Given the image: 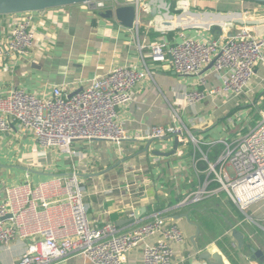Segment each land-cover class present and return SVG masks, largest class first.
<instances>
[{
    "label": "crops",
    "instance_id": "obj_1",
    "mask_svg": "<svg viewBox=\"0 0 264 264\" xmlns=\"http://www.w3.org/2000/svg\"><path fill=\"white\" fill-rule=\"evenodd\" d=\"M145 14L146 19L128 29L117 21L92 15L79 5L36 13V45L30 56L18 61L12 73L0 71V93L24 88L48 96L53 88L59 87L71 96L117 67L132 66L149 72V76L135 87L133 100L118 109L119 120L131 135H145L154 126L170 124L173 110H178L182 123L202 143L201 160L203 153L211 154L217 145H222L212 147L208 145L210 142L234 141L244 134L243 129L250 130L252 110L260 118L264 112V63L258 65L244 96L211 97L191 109L186 106V92L220 86L212 66L203 70L207 84L201 86L197 76H180L170 63H154L144 46L160 40L177 43L182 34L218 39L243 27H250L256 36L263 37L264 5L247 11L244 1L180 0L172 11L176 17L172 29L165 27L161 16ZM17 18L19 15L0 16V40ZM241 20L249 21L250 25ZM239 107L240 111L231 116V111ZM243 116L245 122L234 123L233 119ZM147 144L143 140L120 145L78 141L73 149L80 156H68L67 166H59L61 159L56 162L49 156L52 165L47 162L42 165L51 168L33 173L41 166L33 155L42 149L33 136L13 125L10 132L0 135V200L5 199L8 188L23 186L28 175L37 185L76 172L87 188L86 206L92 223L113 222L121 231H128L137 223L150 220L154 213H161L184 234L185 242L172 244L178 263L208 264L199 259L208 250L222 255L225 264H232L219 245L227 238L225 246L236 252L239 264H264V200L242 211L221 191L183 206L184 196L197 190L206 176L197 175L190 149L184 156L176 154L168 158L152 153L172 151L174 140L155 141L149 153L143 151ZM53 164L58 168L52 167ZM140 209H144L141 218L131 220L130 214ZM159 239L155 236L149 241L155 243ZM28 244L29 240H16L9 247H0V264H16ZM251 248L261 254L256 256ZM142 251V246L132 250L126 264H141ZM60 264L91 263L82 257H70Z\"/></svg>",
    "mask_w": 264,
    "mask_h": 264
},
{
    "label": "built area",
    "instance_id": "obj_2",
    "mask_svg": "<svg viewBox=\"0 0 264 264\" xmlns=\"http://www.w3.org/2000/svg\"><path fill=\"white\" fill-rule=\"evenodd\" d=\"M135 4L139 6L129 0H92L79 6L99 17L108 10ZM36 13L19 14L9 33L0 40L3 73H12L18 61L32 53L37 41ZM181 38L177 43L155 41L144 48L154 63H170L180 76H197L201 86L207 84L203 70L212 66L220 86L186 92V106L191 109L211 97L244 96L258 65L264 63V36H256L250 27L218 39L184 34ZM148 76L149 72L137 67L120 66L94 79L73 96L59 87L53 88L48 96L24 88L0 93V135L18 125L35 138L40 149L69 157L80 156L73 149L78 141L120 145L127 141L178 138L180 147L176 154L184 156L189 149L193 150L195 171L206 176L197 190L184 196L181 205L198 203L221 191L242 211L264 200V112L247 134L234 141L208 144L224 146L216 161L209 160L208 152L203 153L201 160L196 159L202 143L182 123L178 110H173L170 124L154 126L145 135H131L119 120L118 109L133 100L135 87ZM200 161L207 163L205 170L198 168ZM26 179L23 186L8 188L5 199L0 200V247H9L16 240H29L16 264H60L70 257H82L91 264H126L127 255L140 246L141 264H181L174 259L172 244L185 242L184 234L163 214L154 213L150 220L121 231L113 222L102 225L91 222L84 202L87 188L78 173L57 176L37 185L31 182L30 175ZM130 218L138 220L135 212ZM155 236L160 239L150 242Z\"/></svg>",
    "mask_w": 264,
    "mask_h": 264
},
{
    "label": "water",
    "instance_id": "obj_3",
    "mask_svg": "<svg viewBox=\"0 0 264 264\" xmlns=\"http://www.w3.org/2000/svg\"><path fill=\"white\" fill-rule=\"evenodd\" d=\"M88 1H92V0H0V16L19 15L29 12H41L54 8L80 5ZM129 1L137 2L139 3V6L135 4L126 7H119L115 11L108 10L104 13H100L99 17L107 21H111V20L117 21L124 28L134 29L139 24L141 19L142 20L146 19L147 14L145 13H149L151 17L161 16L164 21L165 27L167 29H172L170 25L172 22L175 21L176 17L172 14L171 0H129ZM237 1H250L264 5V0H237ZM146 8L149 9V11H147ZM222 18L225 19V17ZM241 23L250 25L249 21L245 22L241 20ZM177 28L181 29V27H177ZM75 94L76 93H74L73 95ZM166 140H169V138H165L159 141H166ZM173 140H174V148L172 151L166 153L160 150H156L153 151L152 153L155 156L164 157V158L174 156L178 148L180 147V143L178 138H174ZM155 141L158 140L148 141V144L143 151L149 153L151 150V146ZM32 172L36 173L35 171ZM143 211L144 209H140L135 212L136 219L141 218ZM251 251L256 256H259L261 254L260 251H256L254 248H251ZM199 259L200 261H205L208 264H225L222 255H220L219 253H211L208 250L203 251L199 255Z\"/></svg>",
    "mask_w": 264,
    "mask_h": 264
},
{
    "label": "trees",
    "instance_id": "obj_4",
    "mask_svg": "<svg viewBox=\"0 0 264 264\" xmlns=\"http://www.w3.org/2000/svg\"><path fill=\"white\" fill-rule=\"evenodd\" d=\"M179 1L180 0H171V3H172V11H174V10H176V8L178 7V4H179ZM244 3H245V7H246V10L247 11H251V10H253L256 6H258V5H260V4H258V3H254V2H250V1H244ZM240 111V107H239V109L238 108H236V109H234V110H232L231 111V113H230V115L231 116H233V115H236L237 114V112H239ZM253 113V112H252ZM251 113V114H252ZM250 114V115H251ZM259 120H260V116L258 115V113H256V112H254L253 113V116H252V120L250 121V128L252 129V128H254L256 125H257V123L259 122ZM245 130V132H243L244 134H247L249 131V128L248 129H243V131ZM223 149H224V147H223V145H217L216 147H215V149H213L212 151H211V154H209V160L211 161V162H214V161H216V159H217V157L222 153V151H223ZM192 152V154H193V150H191ZM195 157H196V159H200L201 158V154H200V152L199 151H196V155H195ZM198 167L201 169V170H205L206 168H207V163L205 162V161H200L199 163H198ZM182 201V200H181ZM227 238H225L224 240H223V242H220L219 243V245H220V247L222 248V250L224 251V253L226 254V256L229 258V260H230V262L232 263V264H239V262H238V260H237V254H236V252L232 249V248H226V246H225V242H227Z\"/></svg>",
    "mask_w": 264,
    "mask_h": 264
},
{
    "label": "rangeland",
    "instance_id": "obj_5",
    "mask_svg": "<svg viewBox=\"0 0 264 264\" xmlns=\"http://www.w3.org/2000/svg\"><path fill=\"white\" fill-rule=\"evenodd\" d=\"M184 2V1H183ZM248 108H246V110H247ZM256 111V110H255ZM254 110H252V112L254 113L255 112ZM253 113L251 114V117L253 116ZM244 114H246V113H244ZM245 120H247L244 116L243 117H241V118H239V119H233V121H234V123L236 122V123H240V122H245ZM33 154H34V152H33ZM49 156L51 157V158H54L55 159V161H56V159L58 160V158L59 159H61L60 161L58 160V162H59V166H67V162H69V157H68V155H65V154H59V152H55V153H53L52 151H45V150H39V151H37L36 153H35V155H33V157L38 161V162H40V167H39V169H35L34 171L35 172H37V173H43V171H48L51 167H47V166H45V165H42L43 164V162H47V165H52V163H51V161L48 159L49 158ZM57 162V161H56ZM45 166V167H44ZM69 166H70V164H69ZM52 167H55V169H57L58 167L56 166V164H53V166ZM46 168H48V169H46ZM46 169V170H45ZM41 171V172H40ZM84 202H85V204H86V197H85V199H84Z\"/></svg>",
    "mask_w": 264,
    "mask_h": 264
},
{
    "label": "bare ground",
    "instance_id": "obj_6",
    "mask_svg": "<svg viewBox=\"0 0 264 264\" xmlns=\"http://www.w3.org/2000/svg\"><path fill=\"white\" fill-rule=\"evenodd\" d=\"M171 27L173 26V22L171 23V25H170Z\"/></svg>",
    "mask_w": 264,
    "mask_h": 264
}]
</instances>
